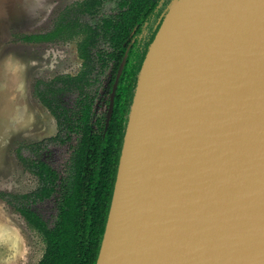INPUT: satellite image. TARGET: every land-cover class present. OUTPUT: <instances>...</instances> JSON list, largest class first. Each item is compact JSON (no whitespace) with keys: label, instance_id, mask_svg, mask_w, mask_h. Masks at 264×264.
Returning a JSON list of instances; mask_svg holds the SVG:
<instances>
[{"label":"water","instance_id":"1","mask_svg":"<svg viewBox=\"0 0 264 264\" xmlns=\"http://www.w3.org/2000/svg\"><path fill=\"white\" fill-rule=\"evenodd\" d=\"M95 264H264V0L168 4Z\"/></svg>","mask_w":264,"mask_h":264},{"label":"trees","instance_id":"2","mask_svg":"<svg viewBox=\"0 0 264 264\" xmlns=\"http://www.w3.org/2000/svg\"><path fill=\"white\" fill-rule=\"evenodd\" d=\"M101 1L84 0L57 18L47 32L17 36L28 43L82 36L78 42L79 56L83 60L80 72L60 74L50 80L38 79L34 84L33 95L52 115L57 126L54 136L16 149L23 168L36 177V189L23 194L0 192V198L42 237L45 251L38 264H95L105 228L127 114L140 69H136L129 97L126 88L118 91L110 124L104 131V120L98 117L94 120V98L89 91L96 58L92 53L97 42L96 30L78 20L79 14L92 12ZM120 42L118 40L116 45ZM73 92L77 94L75 104L68 106L63 97ZM49 144H68L70 157L62 172L44 159ZM22 149L27 150L28 155L23 154ZM51 197L56 201L58 212L54 224L49 226L33 210V205Z\"/></svg>","mask_w":264,"mask_h":264},{"label":"rangeland","instance_id":"3","mask_svg":"<svg viewBox=\"0 0 264 264\" xmlns=\"http://www.w3.org/2000/svg\"><path fill=\"white\" fill-rule=\"evenodd\" d=\"M81 0H0V192L26 193L37 187V179L25 170L16 156L17 147L56 133L47 109L33 95L36 80L60 74H76L81 61L77 39L28 43L18 35L51 30L69 7ZM109 4L106 10L109 8ZM106 75L95 88L97 110L106 109ZM71 103L73 96H66ZM28 155V151L22 149ZM69 147L52 146L46 161L60 172L66 166ZM51 226L57 215L54 199L34 206ZM45 250L42 237L0 198V264H38Z\"/></svg>","mask_w":264,"mask_h":264},{"label":"flooded vegetation","instance_id":"4","mask_svg":"<svg viewBox=\"0 0 264 264\" xmlns=\"http://www.w3.org/2000/svg\"><path fill=\"white\" fill-rule=\"evenodd\" d=\"M83 1L84 0L76 2L71 7H69L65 12H67L69 9L70 10L75 9L77 5L79 3H82ZM170 1L171 0H102L99 5H96L92 9V12L79 14L78 20L80 23L82 24L86 23L96 30L95 32H96L97 42H96V46L92 49V53L95 54L96 58L94 61L95 62L94 68L90 74V81H92V86L90 87L89 91L94 98V102L92 104V113L94 115V120L97 117L102 118L104 120V131L107 130L110 124L114 112L115 101L118 91H121L122 89L126 88L127 96L129 97V93L130 90L132 89V85L134 82L136 69L138 67L140 69L142 65L148 47L158 31L161 20L163 18V14L165 13ZM108 4L110 6L106 10ZM107 23H110V26H107ZM116 25H120V26L116 27ZM81 38H82L81 35H76L71 39L63 40V41H71L77 39V54L81 61V64L79 71L76 74L80 72L83 62V60L79 56V51H78V42L81 40ZM118 40H121L119 46L116 45V42ZM116 57H119V59H117ZM76 74H70V75H76ZM104 75H106L107 78L105 91L108 93V99L106 100V109L102 112H99L97 110V106L99 104V100H100L99 98H101L104 92H102V94H99V91L95 90V88L97 87L100 78L103 77ZM117 77H118V81L116 83ZM66 96H73V100L71 103H68V101L66 100ZM76 96L77 94L74 92L66 93L63 98L68 103V106H73L75 104ZM112 99H113L112 112L107 125V119H108V114ZM56 133H57V126H56ZM63 145H67L68 147V144H63ZM63 145L49 144L44 159L46 157V154L50 152L52 146L61 147ZM69 157H70V153H69ZM49 199H54V197H51ZM42 202H38L35 205ZM35 205H33V210L36 212V210L34 209ZM27 226L29 227L28 224Z\"/></svg>","mask_w":264,"mask_h":264}]
</instances>
